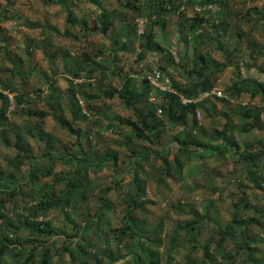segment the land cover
<instances>
[{
    "label": "rangeland",
    "instance_id": "1",
    "mask_svg": "<svg viewBox=\"0 0 264 264\" xmlns=\"http://www.w3.org/2000/svg\"><path fill=\"white\" fill-rule=\"evenodd\" d=\"M62 1L64 4L66 2L65 9L57 0H0V79L15 87L25 100L30 101V108L22 105L14 107V92L3 90L10 100L7 113L10 124L3 125V132H0V171L6 172V160L14 156L15 133L25 134V141L31 150L32 158H40L38 165H43L47 161L46 158H41L43 142L47 140L45 136L42 135L41 141H37L33 136L24 132L33 124L44 133L50 134V139L53 138L51 143L56 147L65 150L74 148L72 141H75V135L69 134L55 121L61 114L68 119L70 115L67 111L64 113L59 110L55 113L51 112L45 103V98L50 95L51 88H53L50 104L53 109H57V101H64L66 97L67 79L71 77V73L67 70L72 68L73 58L76 59V55H79V59L83 56L95 58V52L104 50V48L110 49L112 57L116 56V69L119 72L117 75H109L100 84L93 77L85 80L90 86L104 88L105 84L109 83L118 87L120 80L126 75L131 78V86H139L142 85L140 82L144 71L162 65L164 70H160L162 75L160 84L172 89V84L183 85L186 82V74L195 66L193 58L206 53L213 62L209 67V71L213 70L209 73L213 80V87L209 92L218 88L223 96L210 93L201 97L203 92L196 98V100L203 99L205 102L204 107L195 109L197 123L193 129V135L205 141L210 138L214 129H221L225 121L229 120L234 123L230 133L234 142L237 143L238 151L243 149L244 142L251 143L258 148L256 140L264 141V127H262L264 123L261 122L257 128L244 131L242 130L244 121L251 122V118L243 120L240 117V113L246 108L258 110L260 118L264 117V98L261 94L251 97L248 93H244L235 98L225 92V86L230 85L233 80L254 78L264 82V70H262L264 49L259 48L264 45V28L255 24L254 21L256 17H259L257 11L264 6V0H224L223 5L209 2L202 7V10L210 9L211 13L199 12L194 2L180 5L175 12L163 16L164 19L159 20L151 28V35L159 49L148 50L141 58L138 56L141 50L139 42L137 37L130 33V21L126 17L134 12L131 11L132 5L128 4L130 9H125L119 7L116 0ZM121 1L123 4L125 0ZM171 1L172 4L177 3V0ZM66 8L70 9L78 21L84 19L88 29L92 28L93 21L100 14L101 8L116 11L118 15L114 16L106 34L100 33L97 29L89 32L80 23H75L72 27L68 26L72 33L69 35L64 32L67 27L65 18L68 10ZM196 15H198L202 28L197 29L194 35H191L186 30ZM121 18L124 22L120 20ZM125 22L129 24L126 25ZM135 22L137 32L141 33L144 21L137 18ZM216 25L222 32L218 38L214 31ZM128 33L130 34L126 36ZM65 51H67V57L63 58L62 52ZM250 52L253 56L249 55ZM102 56H97L96 59ZM101 64L106 67V63ZM95 72L97 73V70ZM80 80H83V77L74 79L75 82ZM49 83L51 84L48 85ZM160 90L153 91H164ZM179 96L190 100L183 95L179 94ZM91 103L94 108L98 107L104 114L96 115L99 121L95 124L78 123L82 130L79 143L81 146L88 147L86 145L89 140L93 149L95 148L93 144H96L102 150L108 149L117 155L115 165L108 162L99 170H88L87 175L92 183L106 190L104 196L108 206L103 219L107 223L98 226L99 230H104L100 232V240L94 245V250L98 253L104 248L111 251L116 249L112 237L121 227L126 191L132 190L128 186L133 175V171L128 168L131 149L141 151L142 145L148 146L153 149L154 154L151 153V159L154 162L161 163L162 161L161 158L156 157V154L167 155V158L172 160L177 152L178 143L182 142L179 133L183 127L192 126V117L186 123L184 121L183 125H173L166 120L163 121L161 135L155 144L136 139H133L134 142H125L126 131L124 130H128L127 126L112 119L130 117L133 120L135 116L131 111L122 105L117 96L107 98L100 94V97L94 101L91 100ZM80 104L82 106L85 104L83 99H80ZM34 112L42 114L41 118L33 114ZM104 115L112 118L111 123L121 129L120 133L114 131L113 128L105 127L107 117ZM87 130L89 137H85ZM97 133H100L102 137H97ZM3 136L8 138V142L3 139ZM191 146L193 148L195 145ZM198 150L205 152V149L201 147ZM196 154L190 158L180 156L183 160L180 176L173 171L171 177L165 178L161 185H158L147 173V162H142V168L138 169V181L140 184L145 183L146 198L153 200L154 203L146 204L145 211H134L135 218L141 223L137 224V227L144 229L141 232L138 229L135 231L142 237L151 232L149 243L153 249L158 248L162 254V264H165L164 236L168 230L171 231L180 222L190 220L189 215L195 210L198 212L208 210L217 222L222 224L228 222L231 216V201H237L241 192L244 191L243 188L252 187L254 184L246 176V168L241 162L236 161L237 154L232 156L229 150L223 156L218 151H214L211 155L204 154V156H199V152ZM28 167V164L21 165V173L16 174L18 186L22 185L20 187L21 196L16 202L18 212L21 210L23 212L21 208L29 199L27 193L31 183L25 178ZM68 168L69 165L55 161L51 167V173L39 178L40 185H45L49 190L47 184L52 185L55 190L60 188L63 183L61 177L66 176ZM22 182L25 184L23 185ZM243 185L245 187H242ZM91 195L90 205L87 208L90 212H94V206L97 207L99 203L96 199L97 193L94 191ZM249 201L256 208H264L263 191L255 186L249 192ZM68 213H70L69 218H67V209L62 211L57 207H51L45 211L44 216L38 217V220H50V225L44 226L45 232L49 235L48 237L41 235V239L49 242L56 239L51 244V257L47 264H56L58 255L54 249L62 247L61 237L73 231L68 222L70 220L74 223L83 222L82 217L85 215L83 209L68 211ZM155 228L157 232L153 233L152 230ZM205 233L206 230L201 235ZM25 234L26 231L21 230L22 237ZM89 235L91 239L97 236H94L92 232ZM201 235L199 240H201ZM158 238H161L162 242L157 246L154 242L158 241ZM227 244L231 245L229 242ZM42 245L39 243L35 248L34 264H39L37 259ZM120 246L121 244H117V248ZM258 248L263 251L264 255V244L258 245ZM90 251H93V248ZM195 254L189 253L188 247H183L167 264H184L187 257H193ZM64 259L63 263L67 261V256ZM104 264L107 263L104 262Z\"/></svg>",
    "mask_w": 264,
    "mask_h": 264
},
{
    "label": "trees",
    "instance_id": "2",
    "mask_svg": "<svg viewBox=\"0 0 264 264\" xmlns=\"http://www.w3.org/2000/svg\"><path fill=\"white\" fill-rule=\"evenodd\" d=\"M57 1L65 9L66 2L64 4L62 0ZM116 1L119 7L125 9H130L128 4L132 5L131 11L134 12L129 16L124 15L130 21V33L137 37L139 42L141 49L138 54L139 58L148 50L159 49L151 35V28L159 20H163V16L175 12L180 5L194 2L199 7V12L208 11V13H211L210 9L202 10V7L209 2L219 5L225 3L224 0H177L175 4H172L171 0H125L123 4L121 0ZM140 2L141 4H139ZM67 10L68 14L65 18L67 27L64 32L69 35H72V33L69 31L68 26L72 27L75 23H80L89 32L97 29L100 33L106 34L114 16L118 15L116 11L101 8L100 14L93 21L92 28L88 29L84 19L78 21L70 9ZM257 12L259 17L254 19L255 24L264 28V6ZM197 16L186 30L191 35H194L197 29L202 28ZM137 18H141L144 21L141 33H138L135 27V19ZM120 20L124 22L122 18ZM133 20L134 23L131 24ZM125 24L128 25L129 22H125ZM214 31L217 38L221 36L222 32L218 29V25H216ZM130 33L126 34V36ZM259 48L264 49V45ZM111 55L109 48L95 52L96 57L102 56L101 60L96 59V57L89 58L88 56H83L82 59H79V55H76L77 58H73L72 68L69 69L70 71L67 70L71 73V77L67 79V93L64 101H57L58 107L53 109L50 104V95L54 91L53 88H51L50 95L45 98V103L51 112L55 113V111L59 110L64 113V111H67L70 115L68 119L61 114L55 121L66 129L69 134L75 135L76 139L72 141L75 145L73 149L69 150L67 148L65 150L56 147L51 143L53 138L50 139V134L44 133L33 124L26 128L24 132L33 136L37 141H41L42 135L47 139L43 142L44 146L41 155V158H46L47 161L43 165H38L40 158H32L31 150L25 141V134L15 133L14 156L6 160V172L0 171V264H34L36 260L35 248L39 243L43 245L40 248L37 261L39 264H47L51 257V244L56 239L50 242L41 239V235L45 237L49 235L45 232L44 226L48 227L50 220H38V217L44 216L45 211L51 207H57L62 211L67 209V218L70 215L68 211L74 212L80 209L85 211L82 223H74L71 220L68 222L73 231L67 236L61 237L62 247L54 249L58 255L56 264H104V262L107 264H162V254L158 248L153 249L151 243H149L151 232L146 233L145 237H142L135 231V229H138L141 232L144 229L137 227L140 221L135 218L134 211H145L146 204L154 203L153 200L146 198L145 183L142 182L140 184L138 181V169L142 168V162H147V173L158 185H161L165 178L171 177L173 171L180 176L183 169V160H181L180 156L183 155L186 158H190L193 155L196 156L197 152L200 153L199 156H204V154L211 155L214 151H218L223 156L228 150L232 156L238 155L236 161L241 162L246 168L247 172L245 174L254 183L253 186L243 188L244 191L241 192L238 200L231 201L232 209L228 222L223 224L217 222L213 214L209 213L208 210L204 212L195 210L190 213V220L180 222L171 231L168 230L164 236L166 245L164 263L167 264L172 261L174 255L181 248L188 247L189 253L193 252L196 254L193 257H187L184 264H264L263 251L258 248V245L264 244V208H256L249 201V192L255 186L264 193V141L261 139L256 140L258 148L251 143L244 142L243 149L238 151L237 143L234 142L230 133L234 123L229 120L225 121L221 129H214L210 138L205 139V141L199 140L196 135H193V129H195L197 123L195 109L204 107L205 102L203 99L196 100V98L213 87V80L209 74L213 72L211 69L209 71L210 64L213 63L209 58L210 56L203 53L193 58L195 66L186 74V82L183 85L172 84L176 93L153 91L158 89L150 84L148 76L156 69L159 71L160 81H162L160 71L164 70L162 65L158 68L144 71L140 82L142 85L139 86H131V78L127 75L120 80L118 87L107 83L104 88H101L100 86H90L86 83L85 80L93 77L100 84L109 75L118 74L119 71L116 69L115 63L116 56L113 55L112 57ZM249 55L253 56V53L250 52ZM62 57H67V51L62 52ZM101 63H106V67ZM84 68L87 69L85 70ZM96 70L97 73L95 72ZM262 70H264V66ZM82 71L84 72L82 73ZM82 77L83 80L74 81V79H82ZM0 87L2 89L0 91V132H3V125L10 124V119L7 115L10 100L8 95L3 93V90L14 92V107L19 105L29 107L30 101L25 100L15 87L9 83L2 82L1 79ZM225 92L230 97L235 98L244 93H248L251 97L260 93L264 98V82L254 78L251 80H233L230 85L225 86ZM100 94L107 98L117 96L122 105L135 116L133 120L130 117H121L115 120L104 115L107 117L105 127L113 128L114 131L120 133L121 129H118L117 125H113L110 119L127 126L128 130H124L126 131L125 142H134L133 139H136L141 142L148 141L155 144L161 135V126L165 120L173 125H183L184 121L186 123L192 117V126L189 128L183 127L179 133L182 142L178 143L177 152L172 160L168 159L167 155L156 154V157L161 158L162 161L161 163L154 162L151 159V155L154 154L153 149L148 146L142 145L141 151L131 149V155L128 157L130 161L128 168L133 171V175L128 186L132 190L126 191L121 227L112 237L115 241L116 249L111 251L104 248L97 253L94 250V245L100 240V232H104L103 229L99 230L98 226L107 223L103 216L108 205L104 196L106 190L90 181L87 176L88 170H99L108 162L115 165L117 155L108 149L102 150L96 144H93L95 145L93 149L89 140L86 145L88 147L81 146L79 142L82 130L78 123L95 124L99 121L96 115H103L104 113L98 107L94 108L91 100L94 101L99 98ZM179 94L191 99V101L182 103L179 99ZM150 96H153L154 100H149ZM80 99H83L85 103L83 106L80 104ZM158 108L160 109V114H157ZM33 114L40 116V118L42 115L36 112ZM240 117L243 120L251 118V122L244 121L245 124L243 123L242 126L244 131L257 128L261 122L264 123V117L260 118V112L256 109L246 108L240 113ZM124 121L125 123H123ZM86 136H90L88 130L85 132ZM96 136L102 137L100 133H97ZM3 139L8 142L7 137L3 136ZM191 145L195 146L192 148ZM200 147L204 148L205 152H200L198 150ZM55 161L67 164L69 168L66 176L61 177L63 181L61 187L55 190L52 185L47 184L50 188L49 190L45 185H40L39 178L51 173V167ZM23 164L29 165L25 178L29 180L31 185L27 193L29 199L21 208L23 212L22 210L18 212L16 202L17 198L21 196L20 187L22 185L18 186L19 182L16 174L20 172V166ZM22 184L24 185L25 182H22ZM242 187L245 186L243 185ZM94 191L97 193L96 199L99 205L97 207L95 205L94 212H90L87 207L90 205L89 200ZM21 230L26 231L24 237L21 235ZM205 230L206 233L201 235ZM152 231L156 233L157 229L155 228ZM90 232L97 236L91 239ZM200 235L201 240H199ZM161 242V238H158V241H155L154 244L158 246ZM228 242L231 243L230 246H228ZM117 244H121L120 248H117ZM92 248L93 251H90ZM65 256H67V261L63 263Z\"/></svg>",
    "mask_w": 264,
    "mask_h": 264
},
{
    "label": "built area",
    "instance_id": "3",
    "mask_svg": "<svg viewBox=\"0 0 264 264\" xmlns=\"http://www.w3.org/2000/svg\"><path fill=\"white\" fill-rule=\"evenodd\" d=\"M203 7H205V6H203ZM195 8H196V10H199V7L197 5L195 6ZM148 79H149L150 84L153 87L157 88L158 90H160V89L164 90L163 92H165V91L175 92V90L173 88L171 89L169 87H166V86L160 84V73L156 69H154L152 71V74L150 76H148ZM210 93H214L216 96L222 95L220 89L214 88L210 92L209 91L204 92L201 97H205V96L209 95ZM179 99L181 100L182 103H186V102L191 101V99L187 100V99H184L182 96H179ZM149 100H154V97H149ZM157 112H160V109H158Z\"/></svg>",
    "mask_w": 264,
    "mask_h": 264
}]
</instances>
